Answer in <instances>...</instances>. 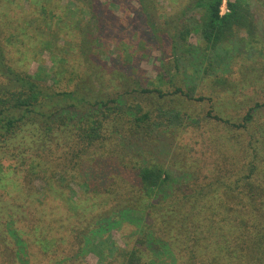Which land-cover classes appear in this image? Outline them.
Here are the masks:
<instances>
[{"label": "trees", "instance_id": "16d2710c", "mask_svg": "<svg viewBox=\"0 0 264 264\" xmlns=\"http://www.w3.org/2000/svg\"><path fill=\"white\" fill-rule=\"evenodd\" d=\"M75 1L89 12L75 22L83 36L82 53L89 62L110 20V9L102 0ZM138 1L144 22L158 33L144 10L146 0ZM125 2L113 0V5L123 10ZM221 3L196 0L194 6L204 7L203 13L195 22L180 23L173 37L178 71L179 45L192 31L200 33L205 51L212 53L228 52L237 28L254 32V19L243 0L230 1V11L224 15L220 14ZM90 68L91 63L86 70L97 75ZM125 73L118 78L132 88L127 85L123 92L95 86L92 74L71 90H57L55 82L48 83L50 73L15 67L0 40V264H90L85 256L88 252L96 255L95 264H264V122L258 115L260 107L253 113L256 107L252 106L237 123L214 102L217 114L213 118L225 124L227 133L221 139H234L235 153L224 165L218 162L210 168L207 175L198 172L194 179L172 187V176L163 163L135 160L126 166L135 171L134 178L128 181L119 176L108 185L109 168L103 162L109 137L150 134L166 118L164 113L155 118L150 109L130 97L137 91L162 90ZM214 82L223 84L225 79L216 77ZM211 144L223 153L220 138H212ZM11 160L18 164L7 169L5 163ZM112 161L111 167L122 163L116 158ZM95 165L96 171L91 170ZM12 170L16 175L19 171L22 180L7 189ZM103 180L102 188L95 184ZM71 182L86 191L66 196ZM91 193L115 195L116 199L102 209L89 205L90 197L81 195ZM48 199L55 203L52 213L45 209L46 202L53 203ZM28 206L35 211L30 213ZM124 223L130 226L129 233L123 234L124 245L104 239L102 232L110 233ZM63 239L69 241L65 247L59 244ZM29 248L41 259L36 262Z\"/></svg>", "mask_w": 264, "mask_h": 264}, {"label": "rangeland", "instance_id": "374dc122", "mask_svg": "<svg viewBox=\"0 0 264 264\" xmlns=\"http://www.w3.org/2000/svg\"><path fill=\"white\" fill-rule=\"evenodd\" d=\"M195 1L146 0L144 10L147 8V16L159 28L155 34L148 27V21L147 24L144 22L145 17L141 14L144 11L138 0H126L123 10L115 7L113 0H102L109 6L110 20L105 24L102 35H99L100 39L92 51V60L88 62L87 54L81 50L83 36L75 27L82 13L86 17L89 14L82 4L75 0H0L1 44L8 50L11 63L18 69L29 73L38 70L50 73L48 83L55 82L57 90H71L88 74H92L95 86L109 92H123L129 82L118 78L122 72L139 77L147 87L162 90V94L137 91L130 96L132 101L141 102L146 109H150L155 118L163 113L166 118L154 125L150 134L134 136L119 133L109 137L104 148L108 149L105 153L110 156L105 154L106 160L103 162L106 169L109 168V174L105 177L108 185L119 176L128 181L134 178L135 171L129 166L126 168L129 161L144 162L146 159L163 163L172 176V187L194 179L198 172L201 173L199 176L207 175L218 162L219 166L224 165L227 158L234 155L235 144L234 139H221L227 133L225 124L213 118V114H217L213 110L214 102L225 115L235 117L237 123L255 105L256 111L253 113L260 107L258 115L264 122V0H243L254 19V32L237 28L227 45L228 52L205 51L202 36L192 31L187 41L179 45L182 60L181 70L178 71L174 61L176 41H173V37L181 22H195L197 16L203 13L205 8L195 7ZM183 10H188L186 15H182ZM90 63L93 66L90 71L97 72V75L87 72ZM216 77L224 78L225 82L217 84L214 82ZM177 111L181 112L178 117L174 113ZM209 111L213 113L209 114ZM170 118L173 121H168ZM212 138H220L222 154L211 144ZM113 158L122 161L120 167L109 165L114 162ZM16 164L17 160L5 163L7 169ZM225 165L231 167V164ZM92 168L96 171L97 165ZM16 173L13 170L9 173L7 189L21 182L22 174L19 171L18 175ZM103 182L95 181V184L102 188ZM86 189L71 182L70 192L66 190V196L69 193L77 196ZM81 195L90 197L89 205L102 209L111 207L113 199H116L115 195ZM47 201L53 202L49 205L45 203L46 211L52 213L55 210L54 200ZM60 207L67 208L65 205ZM28 210L30 213L35 211L29 206ZM129 228L124 223L114 227L112 232L102 234L105 240L113 239L122 246L123 234L129 233ZM29 237L33 239L31 235ZM68 242L63 239L59 244L65 247ZM29 252L36 262L41 259L35 250L29 248ZM85 256L90 264L96 263L95 254L88 252Z\"/></svg>", "mask_w": 264, "mask_h": 264}, {"label": "built area", "instance_id": "2783aa9c", "mask_svg": "<svg viewBox=\"0 0 264 264\" xmlns=\"http://www.w3.org/2000/svg\"><path fill=\"white\" fill-rule=\"evenodd\" d=\"M230 1L231 0H222L221 6H220V14L221 15H224L230 11V8H229V2Z\"/></svg>", "mask_w": 264, "mask_h": 264}]
</instances>
